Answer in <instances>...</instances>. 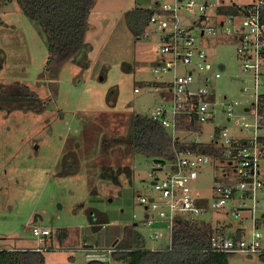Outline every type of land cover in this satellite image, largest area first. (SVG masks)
<instances>
[{
    "label": "rangeland",
    "instance_id": "1",
    "mask_svg": "<svg viewBox=\"0 0 264 264\" xmlns=\"http://www.w3.org/2000/svg\"><path fill=\"white\" fill-rule=\"evenodd\" d=\"M154 3L96 0L86 47L54 77L45 70L49 49L39 24L22 12L17 1L0 0V89L25 83L39 93L43 105L0 109V249L42 247L48 250L47 264H88L97 259L88 256L91 249L101 253L117 249L128 225L146 249L171 245V229L157 218L149 226L148 211L140 202L141 196L160 198L149 176L152 161L138 152L132 154L126 144L132 114L151 115L163 104L153 82L173 75L158 79L154 73L160 41L153 26L146 28L149 35L138 37L125 18L127 11ZM209 45L210 60L225 68L215 81L216 118L204 124L201 135H191L202 141L212 139L215 126L234 127L220 113L225 95L241 105L250 100V93L241 91L250 81L233 58L234 46L217 37ZM135 87L141 91L135 92ZM67 160L70 167L78 163L76 172H65ZM118 165L131 167L132 176L121 175L115 183L101 175V166ZM214 172V165L207 164L200 180L192 184L206 199L207 211L200 217L213 224L237 221L212 207ZM35 225L50 228L52 234L40 240L33 234ZM155 228L163 235L152 238ZM251 230L247 222L246 234ZM259 231L264 246V222ZM104 261L120 264L109 254ZM230 264H264V259L260 254L235 253Z\"/></svg>",
    "mask_w": 264,
    "mask_h": 264
},
{
    "label": "built area",
    "instance_id": "2",
    "mask_svg": "<svg viewBox=\"0 0 264 264\" xmlns=\"http://www.w3.org/2000/svg\"><path fill=\"white\" fill-rule=\"evenodd\" d=\"M153 7L156 10L148 26H153L160 41V59L154 73L158 79L170 72L173 75L153 82L155 90L162 94L163 104L155 108L151 117L171 132L174 143L186 142V147L174 145L176 158L172 163L152 161L149 176L160 198L140 197L148 211L146 222L152 226L157 218L172 232L179 213L196 217L205 214L206 199L192 184L200 180L204 166L212 164L216 179L212 207L252 226L248 234L240 236L237 231L231 234L218 227L211 237L212 249L264 254L259 231L264 222V0L242 4L225 0H155ZM144 34L149 35L147 30ZM212 36L234 46L233 58L250 81L242 85L241 91L249 92L250 100L241 105L239 100H228L225 95L220 113L234 127L215 126L210 133L212 139L202 141L191 135H201L204 124L216 118L219 94L215 81L222 77L221 68H225L223 64L216 67L210 60ZM140 91L135 87V92ZM190 143H212L220 149V155L194 151ZM32 231L40 240L52 234L45 226L35 225ZM162 235L158 228L152 232V238ZM36 250L48 252L42 247ZM116 250L110 247L101 253L91 249L88 256L105 260Z\"/></svg>",
    "mask_w": 264,
    "mask_h": 264
},
{
    "label": "trees",
    "instance_id": "3",
    "mask_svg": "<svg viewBox=\"0 0 264 264\" xmlns=\"http://www.w3.org/2000/svg\"><path fill=\"white\" fill-rule=\"evenodd\" d=\"M17 1L22 12L41 27L49 49L46 72L57 77L65 63L72 60L86 47L90 29L89 17L96 0H9ZM154 7L137 6L126 12L128 26L136 36H142L155 12ZM41 107L37 91L25 83H16L0 89V109H29ZM126 144L131 153L138 152L147 160L172 163L176 153L174 145L182 149L186 142H175L171 132L154 120L151 115L134 113L129 118ZM197 152L220 155L212 143H190ZM68 157V156H67ZM65 161V172L74 173L78 163L70 167ZM133 169L129 166H101V175L115 183L121 175L130 178ZM188 213H179L172 231L171 245L164 250L144 248L141 237L133 232V226L125 228L116 243L112 257L120 264H230L235 253L212 249L211 237L217 231L213 223ZM240 236V232H238ZM264 259V254H260ZM0 264H47L45 254L36 249H0ZM88 264H107L104 260L92 259Z\"/></svg>",
    "mask_w": 264,
    "mask_h": 264
},
{
    "label": "crops",
    "instance_id": "4",
    "mask_svg": "<svg viewBox=\"0 0 264 264\" xmlns=\"http://www.w3.org/2000/svg\"><path fill=\"white\" fill-rule=\"evenodd\" d=\"M236 220L237 221H232V220H227V219L219 220L216 224H213V225L215 227H222L225 230H227V232H229L231 234H234L237 231V232H240L241 235H243L244 233H246L247 221H241L239 219H236ZM36 248L35 247H33V248L32 247H28V248L27 247H23V248H19V249H36ZM14 249H16V248H14ZM45 257H46V254H45Z\"/></svg>",
    "mask_w": 264,
    "mask_h": 264
},
{
    "label": "water",
    "instance_id": "5",
    "mask_svg": "<svg viewBox=\"0 0 264 264\" xmlns=\"http://www.w3.org/2000/svg\"><path fill=\"white\" fill-rule=\"evenodd\" d=\"M152 183H155V182H152ZM152 183H151V184H152Z\"/></svg>",
    "mask_w": 264,
    "mask_h": 264
}]
</instances>
